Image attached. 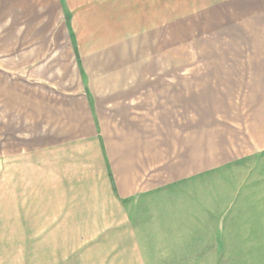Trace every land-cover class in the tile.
<instances>
[{"label": "crops", "instance_id": "0c3cea01", "mask_svg": "<svg viewBox=\"0 0 264 264\" xmlns=\"http://www.w3.org/2000/svg\"><path fill=\"white\" fill-rule=\"evenodd\" d=\"M0 29L1 187L42 196L76 264L134 252L141 198L264 155V0H0Z\"/></svg>", "mask_w": 264, "mask_h": 264}, {"label": "rangeland", "instance_id": "374dc122", "mask_svg": "<svg viewBox=\"0 0 264 264\" xmlns=\"http://www.w3.org/2000/svg\"><path fill=\"white\" fill-rule=\"evenodd\" d=\"M183 40V51L196 54L198 66H224V60L214 58L224 44L204 30L184 28ZM11 46L1 49L0 44L5 63ZM175 46L169 37V51ZM16 167L11 166L10 177L15 178ZM4 174L0 171V180ZM33 194L31 188L4 189L0 182V264H76L77 255L85 252L67 251L76 244L51 236V221L42 218L47 213L36 203L42 196ZM130 207L134 252L114 253L112 264H264L263 154L163 189ZM102 254L96 251L98 259L89 264L105 263Z\"/></svg>", "mask_w": 264, "mask_h": 264}]
</instances>
